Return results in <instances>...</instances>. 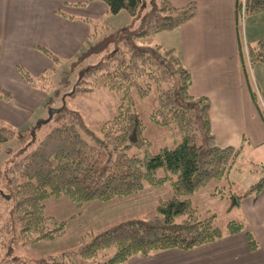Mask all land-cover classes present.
<instances>
[{
  "label": "trees",
  "instance_id": "obj_1",
  "mask_svg": "<svg viewBox=\"0 0 264 264\" xmlns=\"http://www.w3.org/2000/svg\"><path fill=\"white\" fill-rule=\"evenodd\" d=\"M90 2L104 3L107 15L125 11L132 19L141 18L137 30L127 26L114 31L86 19L93 29L90 44L71 62L72 67L84 63L71 96L107 89L118 97L116 113L103 122L98 135L89 130L78 111L65 106L45 121L49 131L40 140L36 139L40 127L20 132L0 123V145L16 141L21 149L13 154L11 147L6 148L11 162L0 167V246H24L62 236L65 221L44 212L50 198H68L79 214L85 203L109 202L136 194L145 186L169 184L172 195L157 202L153 217L120 221L95 234L80 250L42 259L40 264H123L136 255L190 251L241 232L249 249L255 251L257 241L242 222L230 220L221 228L215 215L200 218L190 199L225 178L241 159L243 146L216 143L210 102L190 94L191 75L176 50L141 43L178 29L196 15V4L175 6L169 0H80L77 4ZM263 11L264 0H245L244 16ZM235 13L239 35L240 0H236ZM243 47L239 38L242 69L247 63L245 55L249 64L264 65V37ZM37 48L55 63L59 61L45 48ZM18 71L31 86H48L46 73L33 78L22 67ZM59 84L67 86L68 81L62 79ZM153 90L156 108L149 119L174 134L171 147L156 153L151 152L145 124L136 112L137 101L145 100ZM58 94L56 90L55 96ZM250 94L256 102V94ZM10 99L11 93L0 86V100ZM263 187L264 176L234 205L238 207L240 199L257 195ZM106 256L105 261L98 260Z\"/></svg>",
  "mask_w": 264,
  "mask_h": 264
},
{
  "label": "crops",
  "instance_id": "obj_2",
  "mask_svg": "<svg viewBox=\"0 0 264 264\" xmlns=\"http://www.w3.org/2000/svg\"><path fill=\"white\" fill-rule=\"evenodd\" d=\"M169 1L175 6L194 2L196 15L178 29L154 36L165 34V42L158 45L175 49L189 70L190 94L208 98L216 143L243 146L250 154L261 149L264 147V65L248 64L254 81L252 86L246 67L242 69L238 61V41L242 39L236 28V0ZM77 3L73 0H0V86L15 101L42 98L36 87L27 84L17 70L22 67L36 78L50 68L49 58L37 47L55 56L67 52L74 57L85 49V20L93 21L107 14L86 16L83 10L100 9V5ZM241 34L245 45H254L263 38L264 11L249 19L245 16ZM251 91L256 94V102ZM3 104L0 101V115L14 112ZM235 210L237 218L233 220L242 222L255 238V251L249 249L246 235L241 232L190 251L136 255L125 264H264V187L257 195L242 198Z\"/></svg>",
  "mask_w": 264,
  "mask_h": 264
},
{
  "label": "rangeland",
  "instance_id": "obj_3",
  "mask_svg": "<svg viewBox=\"0 0 264 264\" xmlns=\"http://www.w3.org/2000/svg\"><path fill=\"white\" fill-rule=\"evenodd\" d=\"M73 1L78 2L80 0ZM90 3H96L101 8L83 10L86 16H90L93 13L96 16H101L107 10L106 5L102 2ZM106 15L99 18L95 17L97 19L93 20V22L99 23L101 29L105 28L108 31H114L130 26L131 29L137 30L140 27L141 18L132 19L125 11H121L116 15ZM249 17H252V15H246V19H249ZM244 20L245 17L242 18L239 24V30L241 29L240 36L245 46L241 34L243 33ZM84 23L87 29V41L84 49L86 50L90 44L88 36L93 29L89 23ZM164 36L165 34L151 36L141 43L151 46L156 45L165 42ZM71 55L67 52L57 55L59 60L57 63L48 59L50 68L45 72V78L47 79L45 82L48 86H44V89L36 87L42 95L40 100L32 98L31 100L15 101L11 98L9 101H3L5 102L3 104L4 107L12 108L14 112L7 111V113H2L0 115V123L20 132H25L31 127H40L36 131V139L40 140L49 131L45 121L49 120L50 116L58 108L65 106L67 109L78 111L89 130L98 135L103 122L112 118L116 113L118 97L115 93L104 88L92 93L77 94L72 97L71 93L77 75L84 67V63L72 67L71 62L78 55L70 57ZM245 67L252 86H254L252 74L247 63H245ZM62 79L68 81L67 86L59 84ZM56 90L59 92L58 96H55ZM155 108L156 92L154 90L145 100L137 101L136 104V112L146 127L145 136L152 143V153L158 152L167 145L171 147L174 139V134L154 125L150 121L149 114ZM85 137L89 138L87 135ZM9 147L13 150V154L21 151L16 141L1 144L0 167L11 162V156L5 152V149ZM263 176L264 147L251 152V154L247 149H243L241 159L237 161L235 167L231 169L225 178L210 183L192 195L190 199L200 218L215 215L216 224L224 228L228 221L237 218L234 203ZM171 195L169 184L162 187L145 186L140 192L125 198H114L109 202L95 201L85 203L82 205L79 214L75 204L68 198H50L45 201V215L65 221L63 235L53 240H44L30 245H15L7 248L0 246V264H40L39 261L42 259L59 258L61 255L76 252L87 246L95 234L122 220L153 217L156 214L155 207L157 202L160 199H168ZM228 207H230V211H227ZM110 253L111 251L108 254ZM108 256L99 257L98 260L100 262L105 261Z\"/></svg>",
  "mask_w": 264,
  "mask_h": 264
},
{
  "label": "built area",
  "instance_id": "obj_4",
  "mask_svg": "<svg viewBox=\"0 0 264 264\" xmlns=\"http://www.w3.org/2000/svg\"><path fill=\"white\" fill-rule=\"evenodd\" d=\"M244 1H245V0H241V9H242V11H243V9H244Z\"/></svg>",
  "mask_w": 264,
  "mask_h": 264
}]
</instances>
